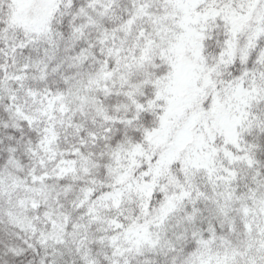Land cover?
I'll return each mask as SVG.
<instances>
[{"label": "snow or ice", "instance_id": "snow-or-ice-1", "mask_svg": "<svg viewBox=\"0 0 264 264\" xmlns=\"http://www.w3.org/2000/svg\"><path fill=\"white\" fill-rule=\"evenodd\" d=\"M0 264H264V0H0Z\"/></svg>", "mask_w": 264, "mask_h": 264}]
</instances>
